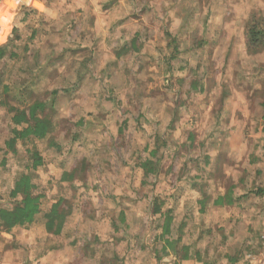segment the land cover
Masks as SVG:
<instances>
[{"label": "rangeland", "instance_id": "obj_1", "mask_svg": "<svg viewBox=\"0 0 264 264\" xmlns=\"http://www.w3.org/2000/svg\"><path fill=\"white\" fill-rule=\"evenodd\" d=\"M254 14L248 19L264 27V12ZM5 15L12 19L0 24V45L8 53L0 60V208L13 206L14 180L26 173L49 204L63 199L71 208L64 237H47L41 223L15 228L16 238L0 235V247L14 248L13 261L32 264L62 239L73 264L115 258L153 264L148 255L160 246L155 237L162 223L147 206L154 198L171 211L174 238L182 225L180 245L199 251L203 264H242L246 253L259 254L254 199L199 214L196 201L203 192L192 187L200 176L195 157L204 148L197 146L203 142L208 150L215 128L207 115L212 98L192 90L205 81L217 88L226 73H241L251 115H264V48L227 63V45L220 44L227 32V0H0V16ZM35 101L51 103L39 114L51 121L50 135L7 150L14 127L9 109H27ZM152 151L160 167L154 179L137 167ZM33 153L43 160L36 171L28 169ZM73 168L82 171L61 182ZM202 176L207 183L208 175ZM215 180L227 186V174ZM219 189L210 185L205 192L216 196ZM123 210L130 228L123 216L113 230L111 222H119Z\"/></svg>", "mask_w": 264, "mask_h": 264}, {"label": "crops", "instance_id": "obj_2", "mask_svg": "<svg viewBox=\"0 0 264 264\" xmlns=\"http://www.w3.org/2000/svg\"><path fill=\"white\" fill-rule=\"evenodd\" d=\"M254 3H256L257 7H255L256 5H253ZM259 4H264V0H256L252 3L251 0H227V32L225 33V36L220 40V44L227 45L228 64L234 61L237 56H240L241 58L243 55V58L247 59L248 52L246 46V24L251 13L263 14L264 11L260 9L263 7H259ZM202 77H204V75H202ZM235 77H239L240 80H233ZM205 78L208 79V75H206ZM213 78L216 81L220 78V76L218 73H214ZM224 78L225 80L221 82V85L220 83H217V88H214V86L216 85L212 82V87H209L208 83H205V81L204 84H202L201 88L200 86H198L196 90H192V92L197 91L199 93H207L212 98V101L210 103L208 102L209 104L207 107V115L215 121V128L211 132V134L214 135V138H209L208 150L206 149V144H203V142H201V145L199 144V146H197L198 148H204L198 154V157H195V160L199 161L197 163L200 164L199 167H197V171L200 176L194 177L195 181L192 183V187L194 190L203 192V196L201 197V194V198L196 201V204L199 206V214L206 213L210 208L229 209L234 206L240 207L237 204L239 201L247 198L254 199L256 205L251 207V210H254L255 213L256 219L254 221V226L260 238V243L256 252L263 253L264 126H262V124L260 123L261 119L255 118V116H253L255 114L251 115L252 108L250 106V103L247 101V98L243 97L242 95V84H246L247 82L243 83V81L241 80V73H239V75L237 73H226ZM219 80L217 82H219ZM253 90H255L254 92H258V90L260 89ZM200 106L205 107L204 104ZM203 110L206 109L203 108ZM219 135H227V138L223 136L224 138L222 140ZM221 140L224 142V144L227 143V145H224L225 150L227 147V153L225 151H222L223 149L220 148ZM226 165L227 169H221V166L226 167ZM139 171L142 174V171L140 169ZM202 174L208 175L209 179L207 183L205 180H202L204 178ZM217 174H227V186L221 183V181L215 180V175ZM210 185L217 189L220 188L216 196H212L211 194L205 192V187H208ZM226 192L228 196L227 198L231 199V204L215 206L213 202L216 197L223 196ZM203 197H208V200L205 203V207L202 209L199 202ZM149 200L150 199H148L147 206L152 205L151 201ZM123 216H126V221H124L123 224L126 223L127 227L130 228L127 224V215L126 213L124 215V210ZM131 217L133 218L134 215H132ZM131 220L133 223L136 221L135 219ZM137 220L141 221L143 220V217H138ZM119 223L120 222H115L116 227L112 226L111 224L113 230H118V227L121 226ZM66 225L67 223L64 224L63 229L58 236H62L63 234L64 237V233L66 232ZM16 232L17 229H13L11 232L1 233L0 235L6 237L7 239H12L13 237L16 238ZM45 235L49 238L54 237L48 234L46 231ZM78 241L79 240L77 238L76 242ZM116 241L118 242V239L115 240V242ZM59 242L61 245L59 244L55 251L44 250L31 263L73 264L72 257L70 258L68 256V251H66V246L68 245V243L62 239H60ZM86 245H88V243H86ZM13 249L14 248L9 245L0 247V264H20L19 261H13ZM244 253L245 251L243 252V254ZM24 254L26 255V253L23 252V255ZM169 256V260L165 259ZM169 256H165L160 261H156L151 253L148 255L149 260L153 262V264H163L164 260L169 264H176L175 258L172 255ZM27 257L29 258L28 254ZM97 260L98 264H103L99 261V259ZM202 260L203 259H191L188 261L178 262V264H203ZM242 261L243 263L245 262L244 259ZM123 264L127 263L123 262Z\"/></svg>", "mask_w": 264, "mask_h": 264}, {"label": "trees", "instance_id": "obj_3", "mask_svg": "<svg viewBox=\"0 0 264 264\" xmlns=\"http://www.w3.org/2000/svg\"><path fill=\"white\" fill-rule=\"evenodd\" d=\"M255 15L253 13L252 18H256L254 17ZM251 19L249 18L246 24V46L247 52L256 54L264 48V27L257 19H255L257 21L255 23ZM16 32L17 30L13 28L11 35H15ZM7 55V45H0V60L4 59ZM13 56L14 53L10 52L9 57ZM116 56L118 57L119 55L117 54ZM6 89L7 87H4V93H6ZM50 107H52L51 103L47 104L35 101L27 109L17 110L10 108L9 110L13 112L11 123L14 127L11 131V137L5 141L6 149L16 152L15 145L17 142L25 143L30 138L38 140L46 139L52 131V123L48 118L41 117L39 114ZM260 123L264 126V115ZM190 136L189 141L191 142L192 138ZM50 143L52 145V141ZM154 158L156 159L155 152L152 151L150 158H141L142 160L139 161L137 167L142 171L143 177L152 176L154 179L160 173V167L158 166L159 159L154 161ZM29 160L31 164L28 166V169L32 171H36L43 165L42 158L36 153H33ZM78 171L80 172L82 169L73 168L71 171L63 173L61 182L72 181ZM10 196L14 199L13 206L11 208H0V232H11L15 228L27 229L34 223H41L45 231L51 236H58L61 233L66 218L70 215V204L63 199L49 204L45 194L39 191V188L32 183L31 173L22 174L14 180ZM227 197L226 192L225 195L216 197L213 204L215 206L231 204V199ZM207 200L208 197H203L199 202L202 209L205 207ZM46 203L48 206H45ZM162 205L163 202H158L157 198L153 199L151 215H158L157 220H162L161 225L158 227L160 233L155 237V241L160 243V246L159 248L155 247L153 251L154 259L160 261L165 256L172 255L175 258V262H177L176 264L191 259L200 260L199 251L191 252L189 246L180 245L182 225L176 229L177 236L174 238L171 211H163ZM123 220V213L121 212L119 222L121 223ZM111 224L116 227L114 220ZM103 264L123 263L115 258V260L111 259L110 263L107 261V263Z\"/></svg>", "mask_w": 264, "mask_h": 264}, {"label": "built area", "instance_id": "obj_4", "mask_svg": "<svg viewBox=\"0 0 264 264\" xmlns=\"http://www.w3.org/2000/svg\"><path fill=\"white\" fill-rule=\"evenodd\" d=\"M244 260L243 264H264V252L258 255L246 254Z\"/></svg>", "mask_w": 264, "mask_h": 264}, {"label": "clouds", "instance_id": "obj_5", "mask_svg": "<svg viewBox=\"0 0 264 264\" xmlns=\"http://www.w3.org/2000/svg\"><path fill=\"white\" fill-rule=\"evenodd\" d=\"M10 7H14V5H9ZM36 7H40V5H36ZM11 17L10 16H7V15H5V16H0V24H3V25H5V26H7V24H9L10 23V21H11Z\"/></svg>", "mask_w": 264, "mask_h": 264}]
</instances>
